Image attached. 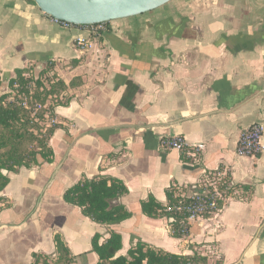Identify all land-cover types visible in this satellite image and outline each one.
Wrapping results in <instances>:
<instances>
[{
	"label": "crops",
	"instance_id": "0c3cea01",
	"mask_svg": "<svg viewBox=\"0 0 264 264\" xmlns=\"http://www.w3.org/2000/svg\"><path fill=\"white\" fill-rule=\"evenodd\" d=\"M30 68L66 89L45 104L48 162L3 172L0 264L56 259L55 238L70 264H97L92 239L104 244L111 232L121 237L115 257L142 242L206 264H264V151L235 153L241 133L264 123V0H172L92 28L65 26L29 0H0V89ZM168 137L201 146L199 157L164 149ZM215 172L235 194L189 221L185 236L141 212V202L165 205L169 189L188 192ZM95 177L124 185L116 203L128 219L100 225L64 201Z\"/></svg>",
	"mask_w": 264,
	"mask_h": 264
},
{
	"label": "trees",
	"instance_id": "16d2710c",
	"mask_svg": "<svg viewBox=\"0 0 264 264\" xmlns=\"http://www.w3.org/2000/svg\"><path fill=\"white\" fill-rule=\"evenodd\" d=\"M34 4L32 0H29ZM102 23L97 26H106ZM85 27V26H82ZM29 69L15 71L14 77L8 82V88L13 90L20 86L30 101L37 102V97H30L29 92L24 88L28 84V79L24 75ZM46 69H41L40 74H44ZM72 85V82H71ZM1 88V82H0ZM66 89L61 81L51 83L50 90L44 95L41 102L49 98L50 95L59 94ZM26 96L20 98V101ZM9 95L0 96V192L4 190L8 183V178L4 171H14L18 167H28L37 165L38 159L45 162L49 160V150L47 149V135L40 132L39 128L31 125L30 114L21 107L20 103L7 102ZM229 184L222 188L234 187L230 179ZM235 188V187H234ZM192 191H198L194 186ZM127 194L124 185L115 179L95 177L92 180H83L68 189L63 196L66 203L82 209L85 217L100 225H116L128 219L131 214L117 200ZM167 202L162 205L153 198L141 202V212L149 218H164L171 228L173 237L181 238L185 236L189 227L185 221V214L174 213L175 207L189 204V199L180 198L175 195L174 189L166 192ZM169 208V211L166 209ZM207 218V217H205ZM56 249L58 256L56 259H49L45 256L35 255L33 264H70L73 258L69 257L68 250L57 238ZM99 235L92 239V249L97 254L99 262L97 264H206V260L198 255L184 257L173 255L167 252L154 250L142 242H137L127 253V257H115L121 249V237L115 232H111L109 239L104 244H99Z\"/></svg>",
	"mask_w": 264,
	"mask_h": 264
},
{
	"label": "built area",
	"instance_id": "2783aa9c",
	"mask_svg": "<svg viewBox=\"0 0 264 264\" xmlns=\"http://www.w3.org/2000/svg\"><path fill=\"white\" fill-rule=\"evenodd\" d=\"M63 24L65 26H70L66 23ZM75 43L77 45H83L84 41L82 39H77ZM20 105L25 110H32V118H34L38 110L42 109V107L45 108V105H41L40 103H31L30 99L26 97L22 99ZM160 143L164 149L177 151L181 155L191 159H197L201 151V146H187L181 138L177 137L162 138ZM263 151L264 123H253L241 133L235 153L240 158H255ZM227 179L228 177L220 172L208 173L203 181L196 185L198 191L189 190L185 192L174 189L176 196L187 200L189 199V204L175 207L174 213L185 214V221L187 224L189 221L205 219V217L208 218L219 213L225 201L232 197L236 190L234 187H232V189H229V187L225 189L222 188L225 184H229ZM169 210V208L166 209V211Z\"/></svg>",
	"mask_w": 264,
	"mask_h": 264
},
{
	"label": "water",
	"instance_id": "95a60500",
	"mask_svg": "<svg viewBox=\"0 0 264 264\" xmlns=\"http://www.w3.org/2000/svg\"><path fill=\"white\" fill-rule=\"evenodd\" d=\"M52 19L73 26H93L153 11L172 0H32ZM118 234V233H117Z\"/></svg>",
	"mask_w": 264,
	"mask_h": 264
},
{
	"label": "rangeland",
	"instance_id": "374dc122",
	"mask_svg": "<svg viewBox=\"0 0 264 264\" xmlns=\"http://www.w3.org/2000/svg\"><path fill=\"white\" fill-rule=\"evenodd\" d=\"M24 77L26 79H28V84L25 86V90L27 92H29L30 97H37V103H40L41 105H45L47 103V101L49 100V98L45 99L44 102H41L40 100H42L43 95L50 90V85H51V78L53 76H47L44 74H40V70L36 69V68H30L28 70V72L24 75ZM22 90V88H20V86H16L13 90H10L8 88V84L4 86V89H0V96L2 94H7L9 95V98L7 99V102H15V103H20V98L26 95H23L25 93L20 92ZM26 98L29 99V97L26 96ZM65 102V100L62 101H58V103L63 104ZM33 103V102H31ZM56 103V102H55ZM47 107L38 110L35 115L34 118H32L33 116V112L32 110L29 111V118L32 121L31 125L42 129L43 127H46L45 125V121H46V117L44 115L45 112H47V110L49 109V107H52L51 104L46 105ZM47 130V129H46ZM44 135H47V131H45Z\"/></svg>",
	"mask_w": 264,
	"mask_h": 264
},
{
	"label": "flooded vegetation",
	"instance_id": "af4514ba",
	"mask_svg": "<svg viewBox=\"0 0 264 264\" xmlns=\"http://www.w3.org/2000/svg\"><path fill=\"white\" fill-rule=\"evenodd\" d=\"M57 238H55V240H56ZM59 239V238H58ZM55 247H56V242H55ZM57 250V249H56ZM39 256V255H38ZM57 256H58V252H57ZM57 258V257H56ZM52 260V259H51Z\"/></svg>",
	"mask_w": 264,
	"mask_h": 264
}]
</instances>
